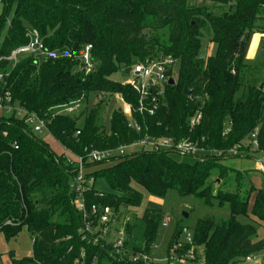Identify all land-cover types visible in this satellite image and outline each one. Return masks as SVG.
<instances>
[{"label":"trees","instance_id":"obj_1","mask_svg":"<svg viewBox=\"0 0 264 264\" xmlns=\"http://www.w3.org/2000/svg\"><path fill=\"white\" fill-rule=\"evenodd\" d=\"M190 1L1 0L0 73L8 77L5 85L0 83V98L10 92L14 106L44 119L49 138L62 151L56 152L15 113L0 116V234L11 240L26 228L34 240L32 257L13 264H93L95 256L97 264H109L112 259L106 251L83 239V221L74 206L77 194L71 187L77 167L64 151L84 156L91 148L116 149L146 134L204 139L201 146L209 153L198 156L195 164L177 162L169 152L141 150L122 157L113 166L94 171L92 175L103 180L109 192L96 186L86 191L89 206L111 207L117 221L121 207L141 204L143 196L135 185L156 197L174 190L206 206L229 207L228 220L207 217L196 224L192 246H203V264H236L264 250V239L256 240L254 225L238 220L251 216L264 222V188L250 205L254 187L243 193V175L223 165L225 157L214 154L238 145L246 153L258 129L256 152L264 155V61L252 65L247 59L251 35L264 34V0H201L218 7L230 4L221 15ZM31 29L39 32L45 49L57 57L25 55L15 66L1 60L28 43ZM205 33L217 50L203 60L199 53ZM87 45L93 48L94 65L88 74L81 60ZM167 58L175 61L168 76L176 84L165 85L154 116L134 113L142 133L128 128L122 109L114 111L110 133L98 125L100 107L72 116L62 111L79 106L91 93L101 98L100 104L117 95L136 108L139 97L133 87L111 77L134 65ZM185 88L189 95L184 94ZM197 114L202 119L191 129L189 121ZM233 181L237 186L231 190ZM163 220L161 211L145 210L147 252L160 237ZM125 230L126 246L140 250L130 244L132 225L128 223ZM182 234L179 228L172 235L168 255L175 245H182L179 254L191 249L180 242Z\"/></svg>","mask_w":264,"mask_h":264},{"label":"built area","instance_id":"obj_2","mask_svg":"<svg viewBox=\"0 0 264 264\" xmlns=\"http://www.w3.org/2000/svg\"><path fill=\"white\" fill-rule=\"evenodd\" d=\"M1 2V0H0ZM28 43L20 46L13 50L9 56L1 58L10 62L15 66L21 57L25 55H33L38 58H53L57 55L55 53H49L44 46L43 39L39 32L35 29H31L27 33ZM92 46L87 45L81 56L84 71L90 73L94 65L92 63ZM175 61L167 58L162 61H148L146 63H140L134 65L131 68V74L133 79L127 84H130L138 94V103L136 108L126 103L122 98L119 97L123 104L122 113L128 118V128L138 134L142 133V125H140L133 117L134 113L139 115L154 116L159 109L160 99L164 95L165 85L169 83L171 79L168 76V71L174 66ZM8 74L0 73V83H4ZM77 106L71 105L64 108V112L73 113ZM0 112L6 115L15 113L18 118L24 119L25 123L31 127L32 132L35 134H42L44 131L48 132L47 122L33 113H28L26 110L20 107H16L12 104V97L10 92H5L0 98ZM201 115L197 114L192 117L189 121V127L195 128L201 121ZM258 129L254 131L251 136L252 148L258 149ZM77 136L80 135V131H77ZM204 139L199 141L185 138L176 140L170 137H155L146 134L141 139L120 146L116 149L108 150H97L91 148L86 150L84 156H77L69 151L65 152V157L71 163L75 162L77 167V176L72 183V190L77 194L74 206L77 212L81 215L83 225L81 233L83 239L91 243L93 246L99 247L106 251L112 259L109 264H161V259L155 258L151 250L155 249V244L150 247V251L145 250V245L140 247V250L133 251L131 247L126 246L128 237L126 234L125 227L120 230H112V225L116 222L114 220V210L108 206L92 205L89 206L84 193L89 189H93L96 186L97 180L92 175L95 167H87V165H100L103 163H109L118 161V159L127 155H132L138 151L144 150L149 152H169L179 154L182 156H202L209 153V150L203 146ZM137 149V150H135ZM131 150V151H129ZM219 157H237L238 155L244 154L240 151V146H235L226 152H215ZM97 170V169H96ZM258 172L264 175V162L258 163ZM98 196L102 197V193H98ZM170 224V219L165 218L162 222L161 227L167 228ZM114 237V242L110 241L111 237ZM184 243L191 245L183 258L170 259V262H184L185 260L190 261L194 256L193 238L187 236ZM180 246L175 245L174 250H178ZM173 251V249H172ZM171 251V252H172ZM84 257V254H82ZM253 259L249 257L248 260ZM97 256L94 258L93 264L96 263ZM191 262V261H190Z\"/></svg>","mask_w":264,"mask_h":264},{"label":"rangeland","instance_id":"obj_3","mask_svg":"<svg viewBox=\"0 0 264 264\" xmlns=\"http://www.w3.org/2000/svg\"><path fill=\"white\" fill-rule=\"evenodd\" d=\"M191 5L194 6H206L208 11L211 13H215L216 15L223 14L224 11L228 10L231 5L218 7L210 2H202L201 0H191ZM3 12V5L0 3V15ZM263 24V23H262ZM264 25V24H263ZM257 35V36H256ZM252 37L249 38L248 46L250 47L249 55L252 59L250 63L252 65L257 64L258 61H264V34H252ZM259 37V38H258ZM217 46L216 44L211 42V35L204 34L202 38L201 50L199 53V58L206 60L209 57H212L216 54ZM133 79L132 75H125L124 72L119 71L111 77V80L119 83H128ZM259 84V82L257 83ZM101 98L97 97L95 94L91 93L87 100L81 103L76 107V110L70 114L72 115H80L87 111H90L94 108L100 107V119L98 118L99 123L102 124L106 133H110L111 130V119L115 110L122 109L123 104L121 103L119 97L117 95L105 98L104 103L100 104ZM3 112H0V115H3ZM81 129V128H80ZM40 138L47 140V142L51 145V147L56 151L61 153V149L57 146V144L48 136V132L44 131L42 134H38ZM247 147H249V143H246ZM251 149V148H250ZM249 149V150H250ZM254 149V148H252ZM137 150V149H135ZM256 149H254L255 151ZM131 151V150H129ZM260 154V153H259ZM264 155L261 153L257 155L254 159H243V158H233L230 159L227 163V166L232 168L233 170L240 171L243 175L244 179L242 181V192L246 193L251 185L254 187V193H252L250 197V205H252L254 201V197L257 192L264 188V175L255 171L254 166L256 162L262 160ZM170 157L180 163L185 164H195L198 161V157L195 156H182L179 154H170ZM249 158V157H248ZM264 162V159L262 160ZM117 161L105 163L101 166H97L94 168H107L116 164ZM214 176L213 179H215ZM245 180V181H244ZM216 189L220 186L221 182L218 180L216 182ZM237 186V183L233 181L231 190H234ZM136 190H138L142 196V202L139 206H123L119 211V219L112 225V230H120L125 227L128 223L132 225L133 231L132 236L130 238V244L136 247H142L144 245L143 232L145 225L142 221V217L146 209H155L161 211L163 214V219L169 218L170 224L167 228H160L159 230V238L155 243V249L151 250V254L153 253L155 258L161 259V264H169L170 259H177L178 257L183 258L185 255L181 252V254L177 253L178 250H174L168 255V243L172 235L179 228L182 229L183 234L180 237V242H185L187 236L194 237V230L196 228V224L199 220L205 219L207 217L213 218L216 222H220L222 220H228L230 217L229 207L227 205L223 207H219L218 205L214 206H206L203 202L194 197H182L176 191L171 190L167 193L165 197H156L148 193L146 190L139 186H134ZM96 188L102 192H109V188L104 183L103 180H98L96 183ZM224 190L226 187H222ZM250 191V190H249ZM251 212H249V215ZM184 214L188 215V218L184 217ZM239 222L243 224H252L256 228L257 238L256 240L264 239V222H256L251 216L248 217H239ZM23 230V229H22ZM19 240H21V245L24 250L33 249V237L29 233L27 229L20 232L17 236ZM16 239V238H15ZM13 240V239H12ZM10 241V240H6ZM111 242H114V237L110 238ZM177 246H182L177 245ZM180 249V248H178ZM194 256L190 261L184 262H170L171 264H203V246H195L194 245ZM179 254V256H178ZM170 256V257H169ZM11 259V258H10ZM8 257L2 260V264H7V261L10 260ZM236 264H264V250L253 257L251 260L239 261Z\"/></svg>","mask_w":264,"mask_h":264},{"label":"crops","instance_id":"obj_4","mask_svg":"<svg viewBox=\"0 0 264 264\" xmlns=\"http://www.w3.org/2000/svg\"><path fill=\"white\" fill-rule=\"evenodd\" d=\"M257 36V35H256ZM252 37V36H251ZM250 37V38H251ZM259 38V37H258ZM250 47H247V59H252L249 55V51ZM1 116V115H0ZM261 154V153H260ZM259 153L256 152V150L254 151V149H250L248 150L246 153L242 154L239 158H243V159H254L256 158L257 155H260ZM249 157V158H248ZM263 157V156H262ZM234 157L231 158H226L222 163L223 165H225L226 167L230 168L229 166H227V163L230 159H233ZM264 159V157L262 158V160ZM261 160V161H262ZM256 162L254 169L256 172H258L257 167H258V163ZM232 169V168H231ZM240 172V171H239ZM260 173V172H258ZM23 228L22 232L24 231ZM16 238V239H15ZM13 238V240L11 239L10 241H6L5 237L3 234H0V264H2V260L6 257H8L10 260L7 261V264H13L16 261H20L22 259L25 258H30L33 255V249L30 250H24L22 248L21 245V240H19V238L15 237Z\"/></svg>","mask_w":264,"mask_h":264},{"label":"water","instance_id":"obj_5","mask_svg":"<svg viewBox=\"0 0 264 264\" xmlns=\"http://www.w3.org/2000/svg\"><path fill=\"white\" fill-rule=\"evenodd\" d=\"M124 74L127 75V76H129V75L131 74V68H127V69L124 71ZM175 84H176V82H175L174 79H170V80H169V85H175ZM263 87H264V83L261 85V88H263ZM184 94H185V95H189V94H190V91H188L187 88H185V90H184ZM184 217H185V218H188V215H187V214H184Z\"/></svg>","mask_w":264,"mask_h":264}]
</instances>
